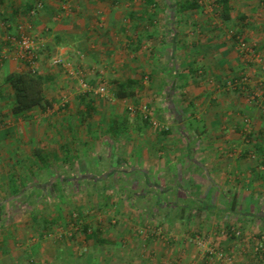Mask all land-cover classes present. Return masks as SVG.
<instances>
[{"label":"crops","instance_id":"1","mask_svg":"<svg viewBox=\"0 0 264 264\" xmlns=\"http://www.w3.org/2000/svg\"><path fill=\"white\" fill-rule=\"evenodd\" d=\"M42 1L32 13L37 0H0L5 35L0 45V183L13 191L0 190V232L15 230L1 218L10 215L9 201L21 194L43 203L53 185L63 198L65 185L71 184L76 192L82 185L90 195L108 199L112 184H125L129 192L132 183L143 185L134 192L140 199L150 197V187L160 190L156 207L145 211L170 216L176 238L212 234V243L228 251L257 244L256 236L264 234V89L259 67L242 83L248 59L239 57L234 39L241 35L264 55V0H227L228 19L220 0H197V8L186 10L181 5L192 0ZM21 23L37 42L33 67L10 39L19 37ZM229 26L233 40L225 35ZM51 58L72 66L55 65ZM28 69L44 78L43 95L50 105L14 115L6 78ZM81 79L104 85L105 96L84 92ZM130 82L133 94L116 97L119 86ZM139 104H146L148 113ZM156 121L164 127H153ZM20 178L39 182L41 191H16ZM162 192L172 200L169 205L160 203ZM36 210L43 216L47 209ZM122 211L100 210L105 216L128 213ZM52 214L63 217V209L58 205ZM199 217L205 224L190 228ZM44 220L32 241L15 244L0 235V264L50 259L40 239L48 224ZM108 227L94 223L86 236ZM239 231L245 236H237ZM102 233L93 236L96 246L112 244ZM17 245L29 253L21 255ZM86 255L89 264H137L111 254ZM255 258L239 257L236 263L256 264Z\"/></svg>","mask_w":264,"mask_h":264},{"label":"rangeland","instance_id":"2","mask_svg":"<svg viewBox=\"0 0 264 264\" xmlns=\"http://www.w3.org/2000/svg\"><path fill=\"white\" fill-rule=\"evenodd\" d=\"M38 3H42L43 6L42 0H37L35 4L37 5ZM20 25L23 27V32L29 36L27 30H25L26 24L21 23ZM3 27L6 28L5 25H3ZM232 30L234 31L231 26L225 30V35H230L229 40L232 39ZM0 31V45H2V37L5 35L3 29ZM6 35L10 36V34ZM244 40L249 43L257 53H259V49L257 51L253 43L246 39ZM234 44L237 45L236 39H234ZM239 53L241 54L239 57H243L244 59V55L240 50ZM259 54L263 55L261 53ZM51 60H53V58H51ZM246 63V71L241 75L242 78L246 76L249 79V77H251L249 74L253 72V69H255L256 72H260L261 69H258L259 65L254 61L248 62V60H246ZM68 64L72 66L71 62ZM258 80L260 81V79ZM129 106L133 109V106ZM144 106L147 107L149 111V107L146 104H139L138 109L142 113H144V110L142 111ZM152 126L156 128L164 127L161 126L158 121L152 124ZM2 156L8 159L7 157H9V152H4ZM93 164L96 163L93 162ZM89 170L94 171L92 169ZM185 184L186 183H181L180 185ZM40 185L41 184H39V182L29 184L26 180L20 178L15 183V188H18L21 193H29V190L32 191L34 188L40 192ZM112 185L114 186L113 189L106 192L108 199H103L102 196L101 198L95 197L92 193L90 195V193L82 189L84 187L82 185H80V193L76 192L71 184L65 185V196L63 198L57 195L58 192L53 185L48 191V198L44 200L43 203L31 201L26 198V194H21L18 198L14 199V201H9V206L11 207L10 211H12L10 215H6L1 218L3 222H12L10 224L13 225L15 230L10 233L1 231L0 235L15 244H19L22 239L32 241L38 238L36 233L39 230V224L46 221L44 219H48L46 230L43 232V237L40 239L45 247V249L43 248V251L46 253L48 252L50 259H45L42 264H89L86 263L87 258H85L88 253L95 257H105L110 254L112 257L122 256L124 258L131 259L132 261H136L137 264L138 262L141 264L142 262L145 264H170L173 259L177 260V264H180L181 262H186V264H200V262L204 259L207 260L209 264H237L236 258L239 257H247L248 259L249 257H256V264H264V261L259 260L260 258L264 259V243L259 242V240H264L263 233L261 234L263 237H261V235L256 236L255 240L258 241L257 244L250 246L249 248L245 245L239 246L233 251H228L224 247H220L212 243V237H214L212 234H201V232H196V234H190L186 239L181 240L180 237L176 238V234L179 233L175 231V226H173V224L169 225V219H171L170 216L161 212L153 213L152 215V212L148 213L145 211L151 210L158 204L156 195L160 193V190L158 191L157 187L155 188L154 186L153 188H149V190H153V192L149 194V198L140 199L134 192L141 191V188L143 187L142 184L135 185L130 183L128 185L129 192L124 191L126 186L125 184ZM146 187L144 189H146ZM163 187L166 188L165 185H162V188ZM181 189L182 188H180V190ZM0 190L5 192L10 191L13 193V191L9 189L8 185L4 183H0ZM163 194L164 196L161 195L160 197V203L169 205V202L172 200H169L170 198L168 193L164 192ZM180 194L181 193H179V195ZM40 196L41 195H39V197ZM151 196H154L155 199ZM211 203L214 205L218 204L217 199H212ZM195 204L196 203H193V205ZM58 205L63 209V217L56 215L53 216L52 214V211H55ZM9 206L6 205L7 208ZM82 207L84 210H80ZM41 208L47 210L42 211L43 213L41 215L43 216H37L36 209ZM104 208H116L119 212L127 210L128 213L125 215L120 214L119 216H105L100 212V210H103ZM167 210H171L173 214L177 212L176 210L179 212V208L175 211L171 208H168ZM83 211L87 212L84 213ZM220 217L224 218L223 216ZM193 218L195 219L196 217ZM201 218L202 217L197 218L194 225L189 227L196 229L195 227L204 222ZM229 218H231V216ZM97 222L101 223L103 228L105 225H109V230L105 229L99 233L94 231L95 234L100 236V233L103 232L101 236L111 241L112 244L109 243L108 245L98 247L96 246V235L91 238L86 236L88 231H86L85 226H93V224ZM207 223L208 222L206 221V224ZM16 224L18 225L16 226ZM250 224L252 225L254 223L252 222ZM236 235H239L240 238L245 236L240 231L237 232ZM92 245H95V247H91ZM17 246L20 247L18 249L22 252L20 253L21 255L24 256L25 253L23 252L25 251H28L29 253L28 248H21L23 247L21 245ZM73 247H78V250L76 251H79L81 255L77 252L75 253V248L73 250ZM53 253L56 254L54 258ZM48 256L45 255V257ZM24 264L36 263L28 260Z\"/></svg>","mask_w":264,"mask_h":264},{"label":"trees","instance_id":"3","mask_svg":"<svg viewBox=\"0 0 264 264\" xmlns=\"http://www.w3.org/2000/svg\"><path fill=\"white\" fill-rule=\"evenodd\" d=\"M219 2L222 7V16L228 19L227 0H220ZM198 6V1L192 0L183 3L180 9L186 10L190 8H197ZM35 9L36 4L33 6L32 11ZM235 38H237V36H235ZM6 80L12 90L13 103L11 106V111L14 115L23 114L35 107L44 109L50 105L43 95L44 78L40 74L34 72V70L28 69L22 72L11 73L7 76ZM131 85L132 84L130 82V85L119 86L115 96L121 98L132 95V87L129 88ZM38 158H41L40 155ZM16 191H19V189L17 188ZM85 229L88 230V227ZM94 234L95 233L93 232L90 236L93 237Z\"/></svg>","mask_w":264,"mask_h":264},{"label":"built area","instance_id":"4","mask_svg":"<svg viewBox=\"0 0 264 264\" xmlns=\"http://www.w3.org/2000/svg\"><path fill=\"white\" fill-rule=\"evenodd\" d=\"M40 6H41V3H38L36 5V8H39ZM66 9L68 8L65 7L64 10ZM31 12L34 13V11H31ZM22 28L23 27L20 25L19 26L20 35L18 38L10 37V39L16 43L20 53L23 55V58L29 62L28 63L29 66L33 67V64L36 58V54H35L36 43L32 37L28 36L27 34H25V32H23ZM236 40H237V48L241 51V53L245 56V58H247L248 61H254L256 64L259 65L261 72H262V76L260 77V83L264 89V56L257 53L256 50L249 43H247L241 35H237ZM52 63L55 65H63L67 68H70L69 64L64 63L59 58L53 59ZM247 80L248 78L244 76L242 78V81H243L242 83H245ZM79 82H80L81 89L84 92H90L94 95H99V96H103L107 92V89L104 85L93 86V85H90L88 82H86L84 79H81ZM142 111L144 113H147L148 108L144 106Z\"/></svg>","mask_w":264,"mask_h":264}]
</instances>
